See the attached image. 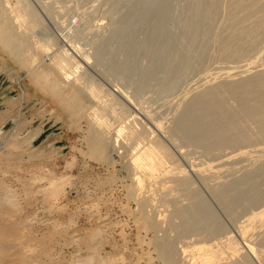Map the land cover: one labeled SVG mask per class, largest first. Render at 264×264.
I'll list each match as a JSON object with an SVG mask.
<instances>
[{"label": "bare ground", "instance_id": "obj_1", "mask_svg": "<svg viewBox=\"0 0 264 264\" xmlns=\"http://www.w3.org/2000/svg\"><path fill=\"white\" fill-rule=\"evenodd\" d=\"M4 1L6 3L5 11L8 14L13 31L17 32L20 29H26L25 26L28 22L24 18L25 13L22 14L20 10V6H23L26 2L22 3L23 0ZM142 1H138L132 8L130 7L131 9L124 13L111 35L105 38L107 41L104 44L101 42L102 39L98 45L94 42L96 44L94 55H92L93 53L88 54L85 50L80 52L76 48V38L80 39V37L85 35L84 28L86 27L82 28L81 26L76 31L74 30L75 38H67L65 36L54 43V46L48 45L45 42L42 45L39 44V53L42 52L43 56L44 53H51L48 54V61L42 70H35L36 65L41 62L36 56L34 57L30 53L28 57L32 56L31 60L24 59L25 62L27 61L28 74H33L35 82H39L41 79L44 81L52 72L57 75V77L54 76L57 78V85L52 84L51 88L57 86V97L59 98L63 92L65 93L67 96L65 107L69 109L70 115L75 114L74 109L86 108L85 114L89 119L88 122H92L96 128L106 130L107 132L111 131L112 122H110L109 118L113 120V117L115 120L117 119L121 122L126 120V116L124 115L126 113L118 111L117 105L119 104L120 106L121 104L118 96L127 99V91L115 85V88L112 86V90H107V92L104 90L106 92L104 94V91L97 86L98 84L91 83L92 80L88 81L89 77L86 78L85 73L84 75L81 74L79 78H77L78 75H75L77 79L69 82L71 70L74 72V69L79 67L82 62L86 64L96 62L97 64V62H104L105 59L107 62L109 59L110 64L107 63L110 65L112 74H116L117 77L128 78V80L131 79L128 82L129 84H133L132 87L137 92L143 86H149L152 74L154 77L157 73H160L161 77L163 74L164 77L161 84L159 83L160 87H158L172 90L176 86L175 82L178 75L185 70L190 61L193 50L192 44L196 41L197 45L210 32L212 19L220 6L221 0H181L184 2V7L181 6L178 30L174 34L175 36L173 35V42L169 48H165L163 44H165L166 38H169V34L165 33L170 21L167 22V20L170 16H173V6L176 0H156L155 3L151 2L152 5L148 4V7H145V5L147 6L145 3L142 8L143 13H140L138 9ZM203 1L206 4L203 5ZM226 3V17L222 21L224 24H221L223 25L222 28L216 24L219 29L218 33L214 34V40L218 45L217 58L226 62V64L223 66L216 65V69L212 73L205 71L195 82L194 87H192L198 90V87H202L205 84L210 85L203 86L204 88L193 93L191 96H188L190 89L182 95V100L188 98L184 101L182 108L180 107V112H177L178 115L173 118L174 120L169 127L164 126V122L162 123L161 119L159 120L154 117L148 109L141 108L140 106L137 108V111L141 114V119H144L148 125L151 124V128L160 132L159 134L167 135L171 140L173 139L172 141L178 140L182 143L201 148L205 160L197 157L202 159V161L192 160L188 166L199 178L201 177L205 180L214 179L219 184V188L217 187V189H215L217 184H215L216 186L214 185L215 188L213 189L216 191H213V193L217 200L221 204H224L223 207L226 214L234 222H232V225H234L232 227L233 232L226 231L223 225L218 223L206 202L201 198L193 200L191 204L186 203L188 205H183L180 203L181 201L177 200L179 198L177 193H183L186 197H189L191 193H196L197 190L190 189L193 185L192 182L185 175L184 169L178 165L173 154L166 147V144L157 137L159 134L157 136L153 135L156 131L152 133L153 129L151 130L142 120L139 123L140 127L134 124V122L138 123L140 121L138 120L139 114H134L131 120H127L128 122L126 121L125 124L122 122L117 129L115 128L118 131L114 132V135L121 132L124 141L133 146L131 148L133 151L130 150L132 153L130 155L131 162L129 161V163L132 164L135 171L136 188L140 191L144 187L152 190V192L150 191L151 196H149L150 198L147 201H149L150 207L156 213L158 220L156 216H153L154 220L149 221V226H152L157 232L161 230L163 236L157 234L163 240H165L164 234H166L167 229L170 227L178 230L177 235L178 232L179 234L186 232H190L189 234H191L189 239H187L188 236L186 235L182 236L183 238L186 237L185 239L187 240H184L181 236L179 237L182 243L176 252L178 258H175L173 261L171 260V262H176L177 264H254L253 262L264 264V187L262 188L261 185L264 182V141L262 140L263 142L260 143L252 142L254 139L264 138V59L261 60L260 58L258 60L259 53V56L253 54L255 52L254 49L258 47V43H262L260 41L264 39V0H227ZM26 6L24 5V7ZM15 7H17V10ZM26 9L29 8L27 7ZM142 14L148 15L149 21L148 24L146 23L145 31L142 29V32H147V38L141 40V37L138 36V40L137 35L133 32L134 25L132 23L134 22V18ZM100 38H103V36ZM61 42L66 46H71L72 50L79 51V55H75V51L74 53L69 52V48H65L64 45L58 49ZM2 44L5 48L7 47L5 41ZM36 44L35 46H38ZM111 44H116L114 45V47H118V49L116 47V51L120 48L123 49L125 51L124 55L122 57L115 56L114 54L116 53H113ZM35 48L37 49V47ZM252 50H254L253 55H248ZM158 53L163 55L160 59L161 63L159 61L157 63L155 60ZM256 56L258 57L256 58ZM141 57H144L146 62L144 59V63L140 65L139 61ZM245 59L246 61H243ZM252 68L254 72L252 71L253 73L248 75V72H251ZM245 71H247V75L243 73ZM11 75L16 76L17 71H13ZM220 76L225 77V79L213 84V80ZM236 76L239 78L235 79ZM24 88L26 92L29 91L27 85H24ZM24 96L25 91L23 90L22 99H24ZM80 99H82L80 106L73 107V101L79 102ZM3 103L6 107L11 108H14L15 105L14 100H5ZM6 116L7 113H0V117L5 119ZM108 116L111 117L108 118ZM16 120V127L5 138H2L0 151L6 150L10 146H17V139L13 137V134L18 127L20 117L18 116ZM253 122L257 124L255 126L256 130L253 129V126V128L250 127ZM258 125H260L259 128ZM122 143L124 142L122 141ZM126 143L125 145H127ZM226 146L232 149L226 152L223 151V148ZM5 155L4 152H0V177L11 171L6 166L9 160ZM234 162H241L240 165L244 168L248 162H251V165L252 162L259 164L247 171L244 169L246 172L242 173L243 175L241 174L238 178L228 180L226 176L229 174L228 172ZM31 181L32 185L35 183L34 185L37 188H35V192L40 193L42 188L38 186V183L34 179L28 181L30 185ZM5 187L10 189L7 184ZM20 193V191L17 192L11 189L9 192L0 194V264H48L42 258L50 249H47L45 245H42L37 240V245L26 242L34 238L35 235L30 232L32 231L30 230L32 226L26 221L29 217H27L28 212H26V208L31 197L28 199L20 197L21 202H17V196H20ZM41 194L43 195V193ZM183 194L182 196H184ZM197 194L199 193L197 192ZM33 195L35 194L33 193ZM45 195L44 197H46ZM157 195L162 197L163 200L154 197ZM169 205L172 207L170 208L171 210L168 208ZM241 206L246 211L245 213L241 211L244 213L242 219L240 218V212L237 213L236 211V208ZM162 211H166L167 213ZM236 213L239 214L240 220L239 218L235 220ZM32 214L34 216L35 212ZM26 217L27 219H24ZM172 217H178L179 223H175ZM166 221V226L169 228H164V225H162ZM160 238H157V240ZM93 239L98 245L100 244L101 237L99 233L93 235ZM101 243L104 245V242ZM159 245V252L160 249L162 252L161 243ZM162 253H164V256L162 254L163 258H168L167 250L164 249ZM101 260L103 259L100 258L99 263ZM102 262L100 264L104 263ZM69 264L98 263H93L91 258L86 257L83 259H73L72 262L69 261Z\"/></svg>", "mask_w": 264, "mask_h": 264}, {"label": "rangeland", "instance_id": "obj_2", "mask_svg": "<svg viewBox=\"0 0 264 264\" xmlns=\"http://www.w3.org/2000/svg\"><path fill=\"white\" fill-rule=\"evenodd\" d=\"M138 1L140 0H23L22 3L26 2L24 5L27 6L24 7L21 3L22 7L20 6V10L22 14L25 13L24 18L28 24L25 26L26 29H17L18 31L14 32L8 14L5 11L6 3L4 0H0V113H7L5 119L0 117V144L2 143V138H5L16 127V119H18V116L20 117L18 127L13 134V137L17 139V146H10L6 150L0 151L6 154L5 157L9 160L6 166L9 168V171L11 170L0 177V194L9 192L11 189L17 192L20 191V196H17V202H21L20 197L25 199L31 197L26 208V212H28L27 217L29 216L26 221L32 226L30 229L32 231L30 232L35 235L34 238L26 242L37 245L38 241L42 245H45L47 249H50L42 258L48 264H69V261L72 262L73 259H83L86 257L91 258L93 263L98 264L102 261L104 262H102L103 264H175L176 262L173 263L171 260L173 261L175 258H178L176 252L182 243L179 237L183 238L182 236L186 235L188 236L187 239H189L191 235L189 234L190 232H186L187 234L180 233L182 235L178 232L177 235L178 230L171 227L170 229L166 226V221L162 225H164V228L168 227L169 229L166 228L167 232L164 234L165 240H163L162 237H158V234L162 235L163 232L161 233V230L157 232L152 226H149V221L154 220L153 216L157 218L153 208L150 207L149 201H147L150 198L149 196H151L152 190L144 187L140 191L136 188L135 171L132 164L129 163L132 153L130 150L133 151L131 149L133 146L124 141L121 132H118L119 135L117 133L114 135V132L122 122L125 124L127 120H131L134 114L138 115L137 108L140 106L141 108L148 109L154 117L159 120L161 119L162 123L164 122V126L169 127L174 120L173 118L178 115L177 112H180V107L182 108L184 101L188 98L182 100V95L190 89L191 92H187L188 96H191L193 93L204 88L203 86L210 85L205 84L202 87H198V90L197 88H193L195 82L205 71L212 73L215 71L216 65L223 66L226 64V62L217 58L218 45L214 40V34L218 33L219 27L222 28L223 26L221 24L225 20L224 17H226L227 0L220 1V6L212 19L210 32L197 45L195 41L193 44L196 46L192 44L193 50L190 61L185 70L178 75L175 82V90L159 88V83L161 84L164 77L163 74L161 77L160 73H157L154 77L152 74L151 86L145 85L142 87V91L139 90L137 92L132 87L133 84H129L128 82L131 79L128 80V78L117 77L116 74H112L110 65H108V63L110 64L108 58V63L106 59L105 61L103 60L104 62H97V64L96 62H90L89 64L82 62L79 67L74 69V72L71 70L72 74L70 73L69 82L85 73V77H89L88 81L92 80L91 83L98 84L97 86L102 91L105 90L107 92V90H112V86L114 87L115 85L127 91V99L118 96L121 104L120 106L119 104L117 105L118 111L126 113L124 114L126 120L124 118L125 121L121 122L117 119L115 120L113 117V120H111L109 118L111 116H108L110 122H112L111 131L108 132L98 129L92 122H88L89 119L85 114L86 108L74 109L75 114L70 115L69 109L65 107V101H67L65 93L63 92L59 98L57 97V86L51 88L52 84L57 85V75L52 72L44 81L41 79L39 82H35L33 74H28L27 61H24V59L31 60L32 56L28 57V54L31 53L41 61L36 65L35 70H42L48 61V54L51 53H44L43 56L42 52L39 53L40 45L45 42L48 45L54 46V43L65 36L67 38L74 37L75 31L81 28V26L82 28L86 27L84 28L86 36L83 35L80 39L76 38V42L74 41L76 48L80 52L85 50L88 54L93 53L92 55H94L96 52L95 45H98L101 39L103 44L107 41L105 38L111 35L119 19ZM155 1L143 0L138 9L139 12L143 13L142 8L145 3L147 4L145 7H148V4L150 5L151 2L155 3ZM177 1L179 4H176ZM176 2L173 6V16H170L167 20V22L170 21L165 33L169 34V38L167 37L168 39L166 38L165 44H163L165 48H169L172 45V37L178 30L180 10L184 7L183 1L176 0ZM203 2V5L206 4L205 1ZM27 7L29 9H26ZM15 8L17 10V7ZM148 21V15L142 14L134 18V22L132 23L134 25V34L137 35L136 37L140 36L141 40L147 38V32H142V29L145 31ZM97 36L99 37L98 39ZM102 36L103 38H100ZM137 39L139 40V37ZM3 41L7 43L6 48L2 44ZM37 42L38 44H36ZM260 42L262 43H258V47L254 49L255 52L252 50L248 54L258 55L259 53L260 56H256L258 60L260 58L261 60L264 59V39ZM34 43L38 46H35ZM64 43L61 42L58 49L64 45L65 48H69V52L74 53L75 51L74 54L79 55V51L72 50L71 46H66ZM102 43L100 44L103 45ZM114 45L116 44H111L113 53H116L114 55L122 57L125 51L121 48V50L116 51L118 47L116 46V49ZM158 54V60L156 58L155 60L157 63H161L160 59L163 55ZM141 59L139 61L140 65L144 61L146 62L144 57H141ZM243 61H246V59ZM13 71H17L16 76L11 75ZM252 71L253 68L251 72H248V75L254 72ZM199 73L200 75H198ZM243 73L247 75V71ZM75 75H78L77 78H75ZM220 77H217V80H213L212 83L221 82L225 79V77ZM121 78L126 80L123 81ZM24 85L28 86V92H26ZM23 90L25 91L24 99H22ZM105 91L103 92L104 94H106ZM5 100H14V108L6 107L3 103ZM81 101L82 99L79 102L73 101V107H79ZM154 114L157 115L155 116ZM140 116L141 114L138 115V120H140L138 123L134 122L135 120L133 121L136 126L139 125L137 127H140L139 123L142 120ZM142 121L151 130L153 129L150 123L148 125L144 119ZM255 126H257L256 122L250 125L251 128L256 130ZM259 127L260 125H258ZM248 129L250 130L249 127ZM154 131L156 130L153 129L152 133ZM155 133L153 135L157 136L160 132L156 131ZM119 136L123 139L121 138L120 140ZM157 137L166 144V147L169 148L178 165L184 169L185 175L188 176L193 184L190 189L197 190L196 193H191L189 197L187 196L188 198L183 193L184 196L176 192L179 197L175 195L178 198L177 200L185 205L186 203H193V200L197 198H201L206 202L218 223L223 225L226 231L233 232L232 227L234 225L232 224L234 222L226 214L223 207L224 204H221L213 193L217 187L219 188V184L214 179L205 180L204 178H199L188 166L192 160H205L201 148L182 143L178 140L172 141L173 139L171 140L165 134H159ZM262 140L264 141V138L254 139L252 142L260 143L263 142ZM231 149L226 146L223 148V151L226 152ZM178 150H181V152ZM236 162L232 164L233 166L231 165L229 174L226 176L228 180L238 178L242 173L244 174L247 170L259 164L252 162V166L251 162H248L250 166L246 163V167L244 168L240 165L241 162ZM32 179L42 188L40 193L35 192L37 189L34 185L35 183L33 185L32 181L31 185L28 183ZM263 183L261 184L262 188L264 187ZM6 184L10 189L5 187ZM28 185L33 187H29ZM154 197L163 200L158 195ZM170 205L168 206L169 209L172 208ZM236 209L237 213L240 212L241 217L236 213L238 217L235 216V220L239 217L242 219L246 211H244L243 206ZM33 212H35L34 216ZM27 217L24 219H27ZM172 218L175 223H179L178 217ZM34 219L35 221H33ZM96 233H99L101 237L99 245L93 239V235ZM157 238H160L158 239L159 241ZM185 238L183 239L187 240ZM101 242H104V245ZM160 243L162 249L167 250L168 258H163V250L161 252L160 249L159 252L158 245ZM94 244L97 245L95 246ZM97 246H101L102 248ZM100 258L103 260L99 263Z\"/></svg>", "mask_w": 264, "mask_h": 264}]
</instances>
